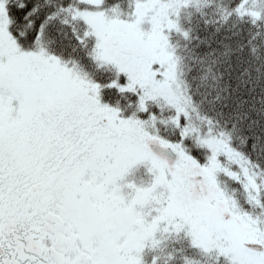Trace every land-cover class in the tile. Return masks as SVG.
Wrapping results in <instances>:
<instances>
[{
    "label": "snow or ice",
    "instance_id": "obj_1",
    "mask_svg": "<svg viewBox=\"0 0 264 264\" xmlns=\"http://www.w3.org/2000/svg\"><path fill=\"white\" fill-rule=\"evenodd\" d=\"M0 264H264V0H0Z\"/></svg>",
    "mask_w": 264,
    "mask_h": 264
}]
</instances>
